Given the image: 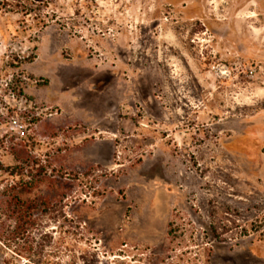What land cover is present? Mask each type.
I'll return each instance as SVG.
<instances>
[{
    "label": "rangeland",
    "instance_id": "rangeland-1",
    "mask_svg": "<svg viewBox=\"0 0 264 264\" xmlns=\"http://www.w3.org/2000/svg\"><path fill=\"white\" fill-rule=\"evenodd\" d=\"M42 11L0 7V162L37 204L11 241L0 171V264H264V0Z\"/></svg>",
    "mask_w": 264,
    "mask_h": 264
},
{
    "label": "trees",
    "instance_id": "trees-1",
    "mask_svg": "<svg viewBox=\"0 0 264 264\" xmlns=\"http://www.w3.org/2000/svg\"><path fill=\"white\" fill-rule=\"evenodd\" d=\"M50 1L51 0H44L42 3H37L34 0H0V7L3 11L20 14L22 21L25 23L28 18H31L33 21L37 20V23H41L42 26H44L46 25L48 16L42 11V7L47 8ZM33 59L34 56L30 55L20 60V63L32 62ZM22 94V91H20L19 95ZM2 142L3 140L0 139V145ZM0 171H7L13 177H18V180L12 185L5 186V188L2 189V193L8 192L6 201L7 207L11 211L10 220L12 226L10 230V239L11 241H16L17 238L23 236L27 229L34 224L32 212L37 207V204L30 198H21V195L30 193L35 186V181L33 179H23V170L19 164L4 166L0 162ZM40 171H42V169L38 170L39 173ZM1 239L6 243H10L0 235V240Z\"/></svg>",
    "mask_w": 264,
    "mask_h": 264
},
{
    "label": "bare ground",
    "instance_id": "bare-ground-1",
    "mask_svg": "<svg viewBox=\"0 0 264 264\" xmlns=\"http://www.w3.org/2000/svg\"><path fill=\"white\" fill-rule=\"evenodd\" d=\"M168 48V47H167ZM165 51V50H164Z\"/></svg>",
    "mask_w": 264,
    "mask_h": 264
}]
</instances>
